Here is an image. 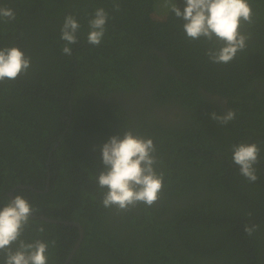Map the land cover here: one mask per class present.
Listing matches in <instances>:
<instances>
[{
  "label": "trees",
  "instance_id": "1",
  "mask_svg": "<svg viewBox=\"0 0 264 264\" xmlns=\"http://www.w3.org/2000/svg\"><path fill=\"white\" fill-rule=\"evenodd\" d=\"M119 3L0 0L15 11L0 48L31 57L27 74L0 83V207L11 194L38 209L23 238L49 243L48 264H264V0H249L247 47L228 64L211 62V44L189 40L170 8L157 15L156 0ZM100 7L109 20L93 46ZM69 14L81 26L70 56ZM229 109L226 125L211 119ZM127 130L153 139L164 188L151 207L120 211L103 207L97 177L102 145ZM242 142L261 148L254 183L231 159Z\"/></svg>",
  "mask_w": 264,
  "mask_h": 264
},
{
  "label": "clouds",
  "instance_id": "2",
  "mask_svg": "<svg viewBox=\"0 0 264 264\" xmlns=\"http://www.w3.org/2000/svg\"><path fill=\"white\" fill-rule=\"evenodd\" d=\"M183 9L172 0H165L175 17L184 21L182 27L191 41L205 40L211 44L206 51L209 60L216 64L232 62L236 54L247 47L249 36L245 26L252 25L255 13L249 0H183ZM120 10L119 0H113V11ZM15 19V11L0 7V21L7 23ZM109 13L102 7L95 9L89 19L87 42L99 46L106 34ZM77 19L67 15L60 29V39L65 42L62 53L72 54L70 45L78 42L80 29ZM31 57L18 47L0 48V83L15 81L28 73ZM211 119L226 125L234 120L236 113L229 109L223 114H210ZM232 162L239 173L250 183L258 180L255 165L260 162L261 148L256 143H239L232 146ZM157 149L152 138L134 134L132 130L122 135H113L101 147L103 170L97 182L105 189L102 205L126 211L143 203L151 207L160 197L164 188V172L157 171L161 161L157 159ZM38 211L22 195L7 199L0 207V255L2 264H48L49 243L40 239L26 241L25 230L30 227L34 214ZM249 215H251L249 213ZM259 225H246L244 231L251 236ZM44 232L43 226L37 228ZM53 245L55 241L51 242Z\"/></svg>",
  "mask_w": 264,
  "mask_h": 264
},
{
  "label": "rangeland",
  "instance_id": "3",
  "mask_svg": "<svg viewBox=\"0 0 264 264\" xmlns=\"http://www.w3.org/2000/svg\"><path fill=\"white\" fill-rule=\"evenodd\" d=\"M173 3H175L174 0H172ZM169 7L165 6V0H156V5H155V12L157 15H164L165 14V9Z\"/></svg>",
  "mask_w": 264,
  "mask_h": 264
},
{
  "label": "water",
  "instance_id": "4",
  "mask_svg": "<svg viewBox=\"0 0 264 264\" xmlns=\"http://www.w3.org/2000/svg\"><path fill=\"white\" fill-rule=\"evenodd\" d=\"M10 197H11V194H10ZM45 221H49V220L46 219ZM49 222H50V221H49ZM72 225H73L74 227H77V228H78L79 236H81L82 230H81L80 226H79L78 224H76V223H72Z\"/></svg>",
  "mask_w": 264,
  "mask_h": 264
},
{
  "label": "bare ground",
  "instance_id": "5",
  "mask_svg": "<svg viewBox=\"0 0 264 264\" xmlns=\"http://www.w3.org/2000/svg\"><path fill=\"white\" fill-rule=\"evenodd\" d=\"M146 88H147V87H146ZM146 88H145V89H146ZM148 90H149V89H148ZM145 91H146V90H145ZM146 93H147V92H146ZM135 94H136V93H135ZM130 95H131V94H130ZM139 95H140V94H139ZM142 95H143V94H142ZM145 95H146V94H145ZM136 96H137V95H136ZM143 96H144V95H143ZM126 97H127V96H126ZM131 97H132V96H131ZM138 97H139V96H138ZM138 97H137V98H138ZM144 97H145V96H144ZM147 97H148V96H147ZM134 99H135V98H134ZM125 100H127V99H125ZM128 100H129V98H128ZM134 101H135V100H134ZM127 103H128V101H127ZM142 106H143V105H142ZM131 108H133V107H131ZM141 109H142V108H141ZM126 110H127V109H126ZM128 127H129V126H128ZM129 129H130V128H129Z\"/></svg>",
  "mask_w": 264,
  "mask_h": 264
},
{
  "label": "flooded vegetation",
  "instance_id": "6",
  "mask_svg": "<svg viewBox=\"0 0 264 264\" xmlns=\"http://www.w3.org/2000/svg\"><path fill=\"white\" fill-rule=\"evenodd\" d=\"M215 103H217V101L216 100H213ZM262 172V171H261Z\"/></svg>",
  "mask_w": 264,
  "mask_h": 264
}]
</instances>
